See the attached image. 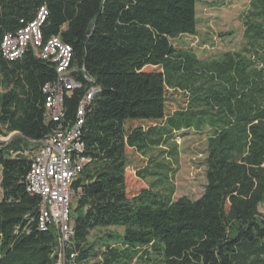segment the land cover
I'll list each match as a JSON object with an SVG mask.
<instances>
[{
	"label": "trees",
	"instance_id": "1",
	"mask_svg": "<svg viewBox=\"0 0 264 264\" xmlns=\"http://www.w3.org/2000/svg\"><path fill=\"white\" fill-rule=\"evenodd\" d=\"M197 1L0 0V46L45 7L43 42L72 48L80 88L64 97L66 123L91 85L85 76L100 88L81 129L88 162L72 184L73 264H264V0L252 2L245 46L208 60L172 43L196 36ZM57 79L32 50L10 61L0 49V136H9L0 141V264L58 262L57 233L39 229L41 199L25 184L26 152L57 128L43 93ZM167 90L184 105L168 111ZM187 131L207 134L206 184L199 198L174 200L175 137ZM128 148L157 150L136 169L153 180L135 194ZM111 227L122 232L90 238Z\"/></svg>",
	"mask_w": 264,
	"mask_h": 264
},
{
	"label": "built area",
	"instance_id": "2",
	"mask_svg": "<svg viewBox=\"0 0 264 264\" xmlns=\"http://www.w3.org/2000/svg\"><path fill=\"white\" fill-rule=\"evenodd\" d=\"M47 10L42 7L36 18L14 34H6L1 42V53L6 60H16L30 49L37 58L55 64L58 79L43 87L46 96L45 119L57 123L56 130L45 139L36 142L37 148L31 158V167L25 184L31 195L39 196V229L54 228L57 233V264H64L65 252L69 247L73 228L70 224V206L74 198L72 184L81 173L88 159L83 155L81 129L87 109L100 93V88L91 83L81 98L73 123L65 122L64 97L80 88V84L70 76L72 48L59 37L43 42L41 26L46 20ZM34 143V142H33ZM72 254L67 259H73ZM66 259V260H67Z\"/></svg>",
	"mask_w": 264,
	"mask_h": 264
},
{
	"label": "rangeland",
	"instance_id": "3",
	"mask_svg": "<svg viewBox=\"0 0 264 264\" xmlns=\"http://www.w3.org/2000/svg\"><path fill=\"white\" fill-rule=\"evenodd\" d=\"M253 0H198L196 4L197 34L196 36H182L172 40L178 49L192 50L201 60L218 58L227 52H238L245 46V21H250ZM261 22V20H258ZM147 71L153 68H146ZM167 109L173 111L184 105L185 97L179 91L167 90ZM9 136L0 141H7ZM175 142L178 145V161L171 163L176 169L171 183L174 186V200L187 197L191 200L199 198L204 191L207 134L194 131L176 134ZM34 150L27 151L31 157ZM157 150L151 151L147 156L139 154L134 149H127L130 158V168L126 172V188L130 194H135L142 188H147L153 179L141 180L136 176V169L143 167L150 155H157ZM1 177V172H0ZM2 192L0 188V200ZM76 196V195H75ZM74 196V198H75ZM263 213V208H260ZM107 231L122 232L121 228L97 229L91 233L102 234Z\"/></svg>",
	"mask_w": 264,
	"mask_h": 264
},
{
	"label": "bare ground",
	"instance_id": "4",
	"mask_svg": "<svg viewBox=\"0 0 264 264\" xmlns=\"http://www.w3.org/2000/svg\"><path fill=\"white\" fill-rule=\"evenodd\" d=\"M41 204V203H40ZM39 208H40V206H39ZM70 224H71V227H72V222L70 221ZM68 248H70V247H68ZM67 248V249H68ZM67 249H66V252H65V261H66V259H67V256H66V253H67ZM71 255H72V252H71ZM65 261H64V264H65Z\"/></svg>",
	"mask_w": 264,
	"mask_h": 264
},
{
	"label": "water",
	"instance_id": "5",
	"mask_svg": "<svg viewBox=\"0 0 264 264\" xmlns=\"http://www.w3.org/2000/svg\"><path fill=\"white\" fill-rule=\"evenodd\" d=\"M70 255H71V249H70V248H68V249H67L66 256H67V257H69Z\"/></svg>",
	"mask_w": 264,
	"mask_h": 264
},
{
	"label": "crops",
	"instance_id": "6",
	"mask_svg": "<svg viewBox=\"0 0 264 264\" xmlns=\"http://www.w3.org/2000/svg\"><path fill=\"white\" fill-rule=\"evenodd\" d=\"M1 169V168H0ZM1 172V171H0Z\"/></svg>",
	"mask_w": 264,
	"mask_h": 264
}]
</instances>
